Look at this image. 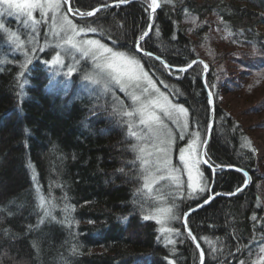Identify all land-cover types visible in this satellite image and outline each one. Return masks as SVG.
Segmentation results:
<instances>
[{
    "label": "trees",
    "instance_id": "obj_1",
    "mask_svg": "<svg viewBox=\"0 0 264 264\" xmlns=\"http://www.w3.org/2000/svg\"><path fill=\"white\" fill-rule=\"evenodd\" d=\"M160 1L152 15V0H128L75 20L97 27L96 35L116 49L137 55L188 109L190 127L202 140L213 114L206 158L215 171L204 164L202 169L219 194L190 213L187 223L205 250L204 264H250L264 244V169L251 136L219 94L230 83L227 68H221L230 54L246 74L264 73V0ZM100 3L70 0L72 10L81 12ZM144 32L138 51L134 45ZM198 57L210 64L206 82L213 111L203 64L185 72L171 67ZM26 59L0 33V264H200L182 217L208 197L209 188L202 199L177 204L179 234L162 233L156 219H143L151 215L150 199L138 178L142 171L127 126L114 114L118 104L87 87L77 73L67 86L57 84L41 59L23 68Z\"/></svg>",
    "mask_w": 264,
    "mask_h": 264
},
{
    "label": "snow or ice",
    "instance_id": "obj_2",
    "mask_svg": "<svg viewBox=\"0 0 264 264\" xmlns=\"http://www.w3.org/2000/svg\"><path fill=\"white\" fill-rule=\"evenodd\" d=\"M127 2L128 0H117L115 5H113L109 4L108 0H101L99 6L94 7L92 11L81 12L79 9H76L73 12V15H79L81 18L93 17L97 12L106 11L113 6L119 7L121 4ZM67 3L68 0H0V4L3 5V13L9 17L15 16L17 19H20V17L23 16L24 19L21 22L26 28L29 26L30 22L32 25L46 22L48 20L49 12L61 13L63 5ZM150 7L151 11L155 12L156 8L160 7L158 0H152ZM145 10L147 11V9ZM37 12L41 17L39 20H37L34 15ZM52 23L54 25V29L59 28V31H53V35L58 37L60 40V42L56 45V48L61 49L65 56H72V54L76 52L80 53L85 58L90 57L93 60V71L85 73L83 76L84 80L91 81L93 84H102L105 91H111V85L115 83L120 86L122 91L128 92V98L131 100L134 107L132 110L124 109L114 111V114H118L120 116L122 122L127 125L132 137H136L140 142H146L143 144L132 145V150L139 153L137 159L140 161V167L143 171L138 175V178L143 180V188L151 191L153 184L162 180H170L175 184L177 189L187 187V198H196L198 195L205 193L209 188V184L205 182L203 186H201L200 184L193 183L192 168L200 163L209 165V160L197 159L195 162L190 163L185 156V150L180 149L178 163H181V167L187 166L188 169L187 184H182L179 176L174 175V173L179 172L180 169L172 167V160L170 158V148L171 145L175 143V138L172 136L171 130L167 128V125L162 119V116L167 117L173 123H176L177 127H180L181 125L178 123L179 117L181 114L186 117L188 115V109L184 108L183 105L173 104L166 96L164 97L165 102L161 103L159 98L154 96L156 92H159V89L156 88L155 82L148 77V74L146 72H141L139 75L135 74L134 66L136 68H142V65H140L139 61L136 60L134 56L128 55L124 52L113 51L112 47H108L99 39H77V37L81 36V34L85 32L96 33L98 31L97 27L87 26L86 28H78L71 20L68 19L67 12L62 13V22H57L55 17H53ZM149 28L151 29V25ZM6 31L7 29L5 28V25L0 23V33H4ZM8 35L10 41L14 43L17 48L23 50L25 56H27L29 50L25 46V40L21 39L16 32H10ZM147 35L148 33L144 32L140 36V39H144ZM134 47L138 51H142V49H139L138 43L134 45ZM144 54L147 56L153 55L151 52H145ZM156 59L159 60L160 57L157 56ZM78 62L79 61H77V63ZM30 63L31 59L29 57L25 60L22 67L27 68ZM46 63L61 65L63 63L61 51H56L53 58ZM197 63L203 64L205 69L208 67V65L203 61L193 60L187 65V68H178L176 71L185 72ZM165 67L167 68L169 66L165 64ZM76 71L77 68L73 65L68 68L67 75L70 76ZM21 75L23 76L24 73L22 72ZM142 79L145 80V86L143 87H141ZM65 86H67V84H65ZM129 88H131L132 91H128ZM137 89L140 90L139 94L137 93ZM211 95L212 93L209 92V96ZM137 127L140 128V132L133 130ZM187 127L188 123L185 121L183 128L187 129ZM25 131L28 130L25 129ZM193 135L196 139L191 145H189L190 148H203L207 144L206 139H200L199 132H195ZM180 138H184V132L180 133ZM247 144L251 147L252 142L249 140ZM149 147L154 149V151H147V148ZM252 150L255 151L254 148ZM203 155L207 156V152H204ZM209 167H211V165H209ZM214 171L215 169H213V172ZM241 171L243 170L241 169ZM197 175L200 176L201 179L206 180L203 173L199 172L198 168ZM245 175L247 174L245 173ZM141 190L142 189H137L138 192ZM239 191H242V189L238 187L236 192ZM234 194L235 193H229V195ZM160 198L163 199V197ZM210 199L211 197L205 199L204 203H209ZM44 204L45 197L41 195L40 205L43 206ZM202 206L203 205H198V207ZM158 211L171 214L169 218L172 220L180 219L179 216L172 214V207ZM50 214V212L45 211V216H49ZM188 214L190 213L184 214L185 224L187 223L186 217ZM143 219L155 220L157 219V216L145 215L143 216ZM255 219L256 217H253V220ZM122 220L127 221V217H123ZM160 231L162 233L176 232L179 234L178 229L161 227ZM188 235L192 241L197 240V237L191 233L190 229L188 231ZM169 243L173 244L175 241L169 240ZM196 248L200 249L199 243L196 244ZM72 251L75 253L79 250L75 245H73ZM261 251L264 252V248H262ZM199 257L200 264H204L203 249H200ZM172 264H175V262L173 261ZM240 264H244V262L241 261Z\"/></svg>",
    "mask_w": 264,
    "mask_h": 264
},
{
    "label": "rangeland",
    "instance_id": "obj_3",
    "mask_svg": "<svg viewBox=\"0 0 264 264\" xmlns=\"http://www.w3.org/2000/svg\"><path fill=\"white\" fill-rule=\"evenodd\" d=\"M71 11L72 12L69 11L67 4H65L62 7L61 13L49 12L48 20L46 22H42L40 24H35V25H32L30 22L29 26L26 28L21 22L24 19L23 16H21L20 19H17L15 16L12 17L7 16L6 14L3 13V5L0 4V23L5 25L7 31L4 33L7 35L8 38H9L8 34L10 32H16L21 39L25 40V46L29 50L28 55L25 56L27 59L29 57L31 60L32 58L41 59L43 63H45V65L49 67L51 74L50 76L52 77L51 79L52 82H55L57 84L60 83L69 84L70 82H73L72 80L73 74L77 73V75L80 77L81 82H84L87 87L96 88L101 95L103 94V96H106L108 97V99H111L112 103L114 102L115 104H118L119 110H124V109L132 110L134 106L132 105L131 100L128 98V92L122 91L119 85L113 83L111 85V91H105L102 84H93L91 81H87L83 79L84 74L93 71L94 68V62L90 57L85 58L80 53H76V52H74L72 56H65L61 49L56 48V45L60 42V40L58 37H55L53 35V31L54 30L59 31V28L54 29V25L52 23L53 17H55L57 22H62V13L67 12L68 19L71 20L74 25H76L78 28L87 27L85 25L77 24L75 17L79 15H73L74 10H72V8ZM34 15L36 16L37 20L41 19L40 14L38 12L35 13ZM261 26L264 30V24H261ZM77 39L80 40L99 39L101 40L102 43L106 44L108 47H112L113 51L124 52L128 55L134 56V58L139 61L140 65H142V68H136L134 66L135 74L139 75L141 74V72H146L148 74V77H150L151 80L155 82L156 88L159 89V92H156L154 96L156 98H159L161 103L165 102L164 97L166 96L173 104L183 105L180 102L175 101L172 98V96L155 81V79L146 69L142 60L137 55L121 49H116L111 44L106 43L105 41L100 39L96 35V33L85 32L82 33L81 36L77 37ZM16 50H21V49L16 47ZM56 51H61L63 63L61 65H52L50 63H46L47 61H50L53 58ZM229 56L230 58L225 61L224 65L221 64V68H223V66L227 68V73L224 75L229 76L230 83L228 84V88H225V90H222L220 92L219 99L220 102H222V105L234 117H236L240 121V123H242L243 127H245V129L247 130V133L251 136L256 149L257 157L259 159L260 167L261 169H264V123H263L264 103L262 102L264 97V73H259L258 75L251 73L246 74L244 71H242L243 69H245V67H243L239 62L236 61L238 59L234 58L231 54ZM203 59L207 61L206 58ZM77 61L79 62L77 63ZM73 65H75L77 71L73 72L69 76L67 75L68 68L72 67ZM143 86H145V80L142 79L141 87ZM148 86L151 87L150 85ZM128 91H132V89L129 88ZM139 91L140 90L137 89L138 94ZM183 107L186 108L184 105ZM162 119L164 120V123L167 125V128L171 130L172 136L175 138V143L172 144L170 148V158L172 160V167L179 168L180 171L174 173V175L179 176L181 183L186 185L188 169L187 166L181 167V163H178L179 150L180 149L185 150V156L190 163L195 162L197 159L201 160L202 148L196 147L195 149H192L189 147V145H191L193 141L196 139L193 133L199 131L190 127L189 114L186 117L183 114L180 115L178 120V123L181 125L180 127H177L176 123H173L167 117L162 116ZM185 121H187L188 123L187 129L183 128V124ZM133 130L140 132L139 127L134 128ZM127 131L132 140L131 147L132 145L146 143V142L138 141L136 137H132L128 130V127H127ZM181 132H184L183 139L180 138ZM200 139L202 140L201 135H200ZM147 151H154V149L149 147L147 148ZM138 155L139 153L136 152L135 155L136 158ZM202 164L203 163H200L192 168V175H193L192 182L195 184H200L201 186H203V184L207 182L209 184V193H210V186H211L210 182L207 179L206 180L201 179V177L197 175V168H198L199 172L203 173L204 178H206L202 169ZM140 170L143 171L141 167ZM259 187L264 202V180L259 181ZM144 190L146 197L150 199L149 201L150 214L157 216L156 220L159 224L160 229L161 227L176 229L177 224L181 220L180 214L178 213V210L176 208L177 204L180 201L184 202L190 199H202L208 191L207 190L205 193L198 195L196 198H187V191H188L187 187L177 189L175 184L170 180H162L153 184L151 191H149L148 189H144ZM160 197H163V199H161ZM168 207H172L173 208L172 214L179 216L180 219L172 220L169 218L171 214L158 211V210L166 209ZM173 233L174 232H169L164 234H168L171 236L173 235ZM262 248H264V244L257 248V251L253 256V259L250 264H262V263L264 264V252L261 251Z\"/></svg>",
    "mask_w": 264,
    "mask_h": 264
},
{
    "label": "water",
    "instance_id": "obj_4",
    "mask_svg": "<svg viewBox=\"0 0 264 264\" xmlns=\"http://www.w3.org/2000/svg\"><path fill=\"white\" fill-rule=\"evenodd\" d=\"M117 1H115V2H112V3H116ZM160 0H158V3L160 4ZM111 3V4H112ZM67 6H68V9H71V5H70V0H68V3H67ZM99 6V5H98ZM97 6V7H98ZM158 8V7H157ZM70 12H72L71 10H69ZM92 11V10H91ZM153 14V12L151 11V15ZM150 25H151V28H152V18H151V22H150ZM149 25V26H150ZM150 28H149V31H148V33L150 32ZM141 42V39H139L137 42H136V44L138 43V45H139V43ZM144 53L145 52H148V51H143ZM161 59V58H160ZM165 64H167L168 66H170L165 60H163V59H161ZM194 60H197V61H199V60H201V61H203L204 63H206L207 65H208V67H207V69L204 71V73H203V75H202V81H203V85H204V87H205V89H206V91H207V96H208V98H209V101H210V103H211V105H212V111L214 110V103H215V100H214V96H213V93H212V91L210 90V88H209V86L207 85V83H206V78H205V76H206V74H207V71L209 70V68H210V66H209V64H208V62L205 60V59H203V58H196V59H194ZM172 68H174V69H178V68H187V65L186 66H171ZM209 92H211L212 93V95L211 96H209ZM213 125H214V117H213V114H211V117H210V120H209V125H208V131H207V135H206V140H207V144L201 149V160L202 159H207L206 158V156H204L203 155V153L204 152H206V149H207V145H208V143H209V140H210V138H211V135H212V132H213ZM209 165H211L210 163H209ZM209 165H205V166H208L209 167ZM210 168H212V169H214V167H213V165H211V167ZM213 184H214V182L212 181V183H211V186H210V193H209V196H208V198L209 197H211V199L209 200V202L216 196V195H218L219 193L218 192H216V193H213L212 192V190H213ZM208 204V203H207ZM198 205H203V206H205L206 204L204 203V200L202 201V202H200V203H198V204H196L195 206H193L192 208H190L189 210H187L185 213H192L193 212V210L195 211V210H197V209H199V208H201V207H198ZM202 206V207H203ZM184 213V214H185ZM189 215V214H188ZM187 215V216H188ZM184 219H185V217H184V215H183V217H182V222H183V224H184V226H185V228H186V230L187 231H189V229L191 230V233L193 234V235H195L194 234V232L192 231V229L189 227V225H188V223H184ZM186 220H187V217H186ZM196 236V235H195ZM197 237V236H196ZM195 243L197 244V243H199L200 244V249H203L204 250V248H203V246H202V244H201V242H200V240L198 239V237H197V240L195 241ZM199 249V250H200ZM204 261H205V251H204Z\"/></svg>",
    "mask_w": 264,
    "mask_h": 264
}]
</instances>
